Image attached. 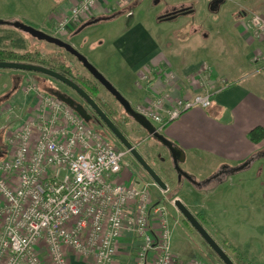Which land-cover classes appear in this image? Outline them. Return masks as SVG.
I'll list each match as a JSON object with an SVG mask.
<instances>
[{
  "label": "built area",
  "instance_id": "obj_1",
  "mask_svg": "<svg viewBox=\"0 0 264 264\" xmlns=\"http://www.w3.org/2000/svg\"><path fill=\"white\" fill-rule=\"evenodd\" d=\"M102 1L78 0L57 14L58 33L94 15ZM247 25L264 34L261 14H250ZM254 60L264 62V54ZM210 69L203 65L204 78ZM22 93L25 114L10 131L9 155L0 162V264H72V254L90 264H114L127 226L140 242L135 264H177L167 209L152 198L155 182L132 177L126 183L125 149L60 98L28 81ZM167 96L141 106L159 129L213 104L208 91L172 105ZM189 264L207 263L194 258Z\"/></svg>",
  "mask_w": 264,
  "mask_h": 264
},
{
  "label": "crops",
  "instance_id": "obj_2",
  "mask_svg": "<svg viewBox=\"0 0 264 264\" xmlns=\"http://www.w3.org/2000/svg\"><path fill=\"white\" fill-rule=\"evenodd\" d=\"M128 1L132 2L130 7L119 11L115 6L116 0H103L93 15L100 21L82 19L77 24H70L68 31L62 34L56 29V17L48 20V23L53 34L72 38L91 25L122 22L114 33L94 40L86 37L84 44L89 41L90 50H102L105 59L119 72L126 90L137 98V106L152 107L156 98L165 95H168V104L172 105L179 98L191 97L199 92L212 93L213 104L210 107H194L162 128L174 147L183 152V160H180V155L177 156L184 172L202 180L228 168L230 172L211 186L216 189L233 176L247 172L257 163H263L264 140L253 142L249 132L255 127H264V62L254 60L256 56L264 54V34L257 35L247 25L250 15L244 18L234 13L229 31L212 29L213 24H204L198 18L201 8L185 0H168L165 7L157 12L155 20L158 23L171 22L168 24H174L175 31L162 30L157 33L136 15V10L146 0ZM214 1L208 0L211 13L218 12L227 0L217 8L212 7ZM136 2L139 4L133 9ZM160 2L157 0L156 3ZM182 8L188 11L159 20L162 13ZM257 14L264 18V11ZM13 30L0 27V37H9L2 42L0 49L16 52L21 49L18 47L22 44V33ZM219 39H223L229 49L230 59L221 60L224 50L219 48ZM212 40H215V44ZM84 44L80 48L74 47L80 51ZM205 56L212 60L203 58ZM204 64L211 68L206 78L202 73ZM151 71L149 80L142 79L144 74ZM22 72L0 71V113H22V74L25 73ZM21 122L22 115L8 129L11 131L19 127ZM185 163L195 169L186 170L183 167ZM263 172L262 168L260 173ZM131 179L130 174L124 175L126 183ZM186 205L188 207L189 204ZM194 206L198 207L199 204L195 203ZM198 213L211 218L203 210ZM169 226L171 229L170 220ZM139 245L131 227L127 226L119 240L114 264H135ZM190 247L186 250L187 254L184 250L172 248L177 264H189L194 254ZM71 263L90 264L89 260L81 259L76 254H72Z\"/></svg>",
  "mask_w": 264,
  "mask_h": 264
},
{
  "label": "rangeland",
  "instance_id": "obj_3",
  "mask_svg": "<svg viewBox=\"0 0 264 264\" xmlns=\"http://www.w3.org/2000/svg\"><path fill=\"white\" fill-rule=\"evenodd\" d=\"M76 1L78 0H66L65 3L64 0H2L0 2V13L21 14L23 22L37 28H48L50 27L48 15L51 11H60L62 7L63 11H65ZM167 1L168 0H161L160 3H156L157 0H146L136 10V15L138 18L145 20L153 32L161 33L162 30L174 32V22H172L173 25H170L168 23L171 22L158 23L157 20H155L157 12L165 7ZM185 1L191 2L198 9L201 8L198 12V18H201L204 24H213L212 29L224 31L230 30L228 27L229 24H231L232 16L234 13H238L241 7L245 6V8L253 13L264 11V0H247L245 2L241 0H227L218 12L212 13L208 7V0ZM45 22H47L46 25ZM121 25L122 22H102L100 24L91 25L79 34L74 35L72 39H70V42L74 46L80 48L79 46L84 44L86 37L93 40L106 37L117 31ZM0 27L3 29H14L7 25H2ZM13 31L22 33L26 38L27 48L33 51L38 49L44 59L54 56L57 58L56 63L58 65H60L61 62H65L68 65L71 63V67L77 79L89 77L95 82L88 71L77 61L76 57L72 56L70 53L60 49L53 43L36 39L21 30L15 29ZM212 43L215 44V40H212ZM84 45L80 49V52L89 59V61L127 100H131L132 104L135 106L137 98L130 95L126 90L121 81L119 72L116 71L113 64H110V62L105 59L102 50H90L89 41ZM218 45L219 48L222 47L224 50V52H222L223 55H221V60H223V58L230 59L229 49L227 50L223 39H219ZM211 47H213V45H211ZM18 53L22 54V49H20ZM203 58L212 60L209 56ZM2 70L7 69L0 68V71ZM31 73L26 71L22 74L24 75L22 76V85H26L28 81V83L36 85L40 91L51 94L45 88L43 81L38 78V76ZM52 81L58 83V81ZM95 88L99 93V97L103 96L108 100L112 99L111 95L101 86H96ZM24 114L23 110L22 113H0V162L9 155V148L7 145V137L10 133L9 126L18 122V119ZM92 127L95 128L93 125ZM156 150L160 151L163 156L167 154L166 149L164 150V148L159 145H157ZM124 163L123 175H126L129 174L128 169L132 168L133 162L130 158L126 157ZM168 163L169 164L165 166L172 175L166 176L163 172H161V175H163V180L168 184L169 190H162L157 185L151 186L150 189L152 198L155 201H161L167 209L168 219L170 220L171 229L173 230L171 233L172 248L184 250L186 253V250L191 246L190 251L194 253L192 259H202L207 264H224L217 254L212 252L202 236L185 220L181 212L177 210L174 200L179 198L184 204H189L188 207L194 214H199L198 211L203 210L211 217L210 219L204 218L203 224L226 252L229 251V248H232L242 255L243 260L250 261L253 264H264V172L263 174L260 173V170L262 168L264 169V161L263 163L255 164L250 170L241 175L233 176L227 183L216 189L214 187H209L207 190L203 191H200L199 188L189 182H177L176 175L172 171L170 160ZM154 167L160 171L161 164L156 163ZM183 167L186 168V170H193L194 168L192 165H189V163L183 164ZM136 175V177H133L144 183L153 182L151 178L142 175L140 172H137ZM195 203H198L199 206L195 207ZM224 239L228 240L230 244L227 246L223 245L224 243H222V241Z\"/></svg>",
  "mask_w": 264,
  "mask_h": 264
},
{
  "label": "flooded vegetation",
  "instance_id": "obj_4",
  "mask_svg": "<svg viewBox=\"0 0 264 264\" xmlns=\"http://www.w3.org/2000/svg\"><path fill=\"white\" fill-rule=\"evenodd\" d=\"M1 1L2 0H0V2ZM64 1H66V0H64ZM241 1L245 2L247 0H241ZM131 3L132 2H129L128 0H116L115 6H116L117 9H119V11L120 10L124 11V10H127L128 7H130V4ZM220 3H225V0H215L214 2H212V7L213 8L214 7L217 8L220 5ZM137 4H139V2L138 3L136 2L133 5V7H134L133 9L136 8ZM61 10L63 11V8H61L60 11H57V12L56 11H53V12L51 11L49 13V20L52 21L54 19V17H57V14H59V13L62 12ZM181 10H183V11H181ZM187 11H188V9L182 8V9L174 10V11H171V12H165V13H162L160 15L159 20L169 19V18L178 16V15H181V14L187 12ZM250 13H252V12H250L247 8H245V6L241 7V9L238 11V14L242 15L244 18H246L247 16H249ZM89 19H91L92 22L94 20H97V21H94V22L100 21L99 18H95L93 15L91 17H89ZM0 20L10 21V22H13V21H22V16L21 15H18V14L0 13ZM0 26H2V25H0ZM7 26H10V25H7ZM11 27H13V26H11ZM13 28L14 29H17L15 27H13ZM38 29H41V30H43L44 32H46V33H48L50 35L59 37L62 40L71 43L70 42V39H72V38H68V37L67 38H64L63 36H57V35L53 34V32L51 31V28L50 27H48V28H42L41 27V28H38ZM22 32H24V31H22ZM22 39L24 40V48H22V55H28V56L31 57V59H29V60H22V62L43 65L45 67H48L50 69H53V70L61 73V74L65 75V76H67V77H70L72 80H74L75 82H77L94 99V101L98 104V106L100 107V109L106 114V116L111 120V122L120 131V134L123 136V138H125L126 141L128 143H130L132 145V147L134 149H136L144 157V159L156 170V172L162 177V179L164 177H163V175H161V172H163L166 176L167 175H172L171 173H169L170 172L169 169L165 166V165L169 164L168 163L169 160H170V164L172 166V171L176 175L177 182H179V183H183L184 181L189 182L190 184H193L194 186H196L197 188H199L200 191L207 190L209 187H211L213 184H215L221 178H223L224 176H226V174L228 172H230L229 169L226 168L224 170H221L219 173L214 174L212 176H209V177H207L205 179H202V180H198L197 178H195L194 176H191V175H190V177H188L185 174V172L181 169L180 163L179 162L178 163L175 162V158L172 156V153H171L170 149L164 143H162L157 137H155L153 134H151L147 130V128H145L136 119V117L134 115L128 113L126 111L125 107L122 105V103H120V101L109 90H107L83 66V64L77 58H76L77 61L88 71V73L90 74V76L95 81V82H93L92 79H90L89 77L85 78V80H87V81H89L91 83L92 86H90V87L87 86V85H85V83H82L81 82L82 79H79V80L74 79L72 76H70L67 73V69L68 68H72L71 67V63H69L70 65H68L65 62H63V63L61 62V64H63L65 67L64 68L63 67L60 68V65L61 64L58 65L56 63L57 62L56 61L57 58L54 57V56H52L50 58H46L45 59L46 62L45 63H41L40 62V59L43 58V55L39 52L38 49H35L33 51V50L27 48V41H26V38H25L24 35H22ZM57 47H59V46H57ZM59 48L62 49V50H64V51H66V52H68L66 49H64L62 47H59ZM72 56H74V55H72ZM160 70L163 71V67H161ZM24 72H26V71H24ZM32 74H35L36 76H38V78H40L43 81V83L45 85V88L47 89V91L49 93L55 95L56 97L57 96H63V97L72 99L76 104L81 105L84 108V110L86 111V113H88V115L90 117V121L88 123L91 124V125H93V126H95V128L99 132L103 133L108 138H110V140L118 148L125 149V159H126V157L127 158H130L132 160V162H133L132 168H129L128 169L129 174L132 177L133 176L136 177L137 176L136 175L137 172L138 173L140 172L142 175H145V176H148L149 178H151L150 175H149V173L145 170V168L141 165V163L137 160V158L135 157V155L132 153L131 149H128L126 147L125 142L119 137V135H117L108 126V124L106 123V121H104V119L98 114V112L92 107V105L82 95H80L73 88H71L70 86H68L67 84H65L64 82H62L60 80H57L55 78H52V77H50L48 75H44V74H41V73L32 72ZM162 74H163V72H162ZM150 75L152 76V71L146 73V75H145L146 81L150 79ZM22 76H24V75H22ZM39 76H41V77H39ZM52 80L58 81V83H54ZM24 85H22V89H23ZM96 86L97 87L101 86L102 88H104L107 91V93H109L111 95L112 99L111 100H108V99H106V97H103V96L99 97L98 91L95 90V87ZM131 105H132V108L135 111H137L138 113L144 115V113H142L143 110H142V108H141L140 105H138V106L135 105L134 106L132 103H131ZM150 122L153 123L156 126V128L158 129V131L161 134H163V135L166 136V134L162 131V129H159L158 128L157 124H155L151 120H150ZM157 145H159L160 147L164 148V150L166 149L167 154L165 156H163L160 153V151L156 150L157 149ZM156 163H160L161 164L160 171H158L154 167V164H156ZM195 216L198 218V220L202 224L204 223L203 222V219H204V216L203 215L200 214V216H199V214H195ZM204 227H205V225H204Z\"/></svg>",
  "mask_w": 264,
  "mask_h": 264
},
{
  "label": "water",
  "instance_id": "obj_5",
  "mask_svg": "<svg viewBox=\"0 0 264 264\" xmlns=\"http://www.w3.org/2000/svg\"><path fill=\"white\" fill-rule=\"evenodd\" d=\"M183 11V10H181ZM97 21V20H94ZM0 25H10L21 31L29 33L31 36L46 41L49 43H53L59 47L66 49L69 53L74 55L83 66L107 89L109 90L125 107L126 111L136 117V119L145 127L147 130L157 137L162 143H164L171 151L172 156L175 158V162L178 163L177 155H180V160H183V152L178 148L174 147L173 143L163 134H161L156 126L150 122V120L144 116L143 114L138 113L132 108L131 103L117 90L116 87L89 61V59L78 51L71 43L62 40L59 37L50 35L44 32L41 29H38L32 25H29L22 21H4L0 20ZM0 68L7 70H17V71H29L35 73H41L44 75H48L52 78L60 80L73 88L76 92L82 95L98 112V114L106 121L108 126L117 134L119 137L125 142L126 147L131 149L132 153L135 155L137 160L141 163V165L145 168V170L149 173L151 179L155 182V184L161 188L162 190L168 191V184L162 179V177L156 172V170L144 159V157L132 147L130 143L126 141L125 138L120 134V131L116 128V126L111 122V120L106 116V114L100 109L98 104L94 101V99L74 80L70 77H67L53 69L45 67L43 65L26 63L21 61H8V60H0ZM62 101L70 105L86 122L90 121V117L88 113L84 110L81 105L76 104L72 99L57 96ZM185 174L190 177L188 173ZM174 204L176 208L181 212V214L185 217V219L193 226V228L202 236L204 241L208 244V246L217 254V256L222 260L224 264H237L230 255L224 250V248L220 245V243L211 235V233L204 227V225L198 220L195 214L187 207L184 202L176 198L174 200Z\"/></svg>",
  "mask_w": 264,
  "mask_h": 264
},
{
  "label": "trees",
  "instance_id": "obj_6",
  "mask_svg": "<svg viewBox=\"0 0 264 264\" xmlns=\"http://www.w3.org/2000/svg\"><path fill=\"white\" fill-rule=\"evenodd\" d=\"M9 37L6 36V37H0V47H2V42L5 40V39H8ZM16 40V39H15ZM22 44L19 45L18 48H24V40L22 39ZM31 59L30 56L28 55H22V54H19L18 52L14 51V50H8V49H0V60H8V61H21L22 60H29ZM40 59V58H39ZM40 62L41 63H45V59H40ZM64 68L65 66L63 64L60 65V68ZM67 73L72 76L74 79H77L74 72H73V69L72 68H68L67 69ZM79 80V79H77ZM82 83H85V85L87 86H91V83L85 79H82L81 80ZM96 90V88H95ZM97 91V90H96ZM249 137L250 139L255 142V143H260L261 141L264 140V127L263 126H258V127H255L254 129H252L250 132H249ZM205 218V217H204ZM217 233V232H216ZM218 234V233H217ZM222 243H224L223 245H229V241L224 239L222 241ZM228 249V248H227ZM212 250V249H211ZM212 252H214L212 250ZM230 257L237 263V264H253L252 262L250 261H245L243 260V257L242 255H240L239 253H237V251L235 249H232V248H229V251L227 252Z\"/></svg>",
  "mask_w": 264,
  "mask_h": 264
}]
</instances>
